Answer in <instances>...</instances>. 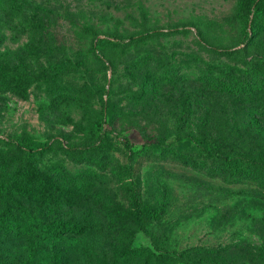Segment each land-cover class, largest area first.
<instances>
[{"label":"rangeland","instance_id":"obj_1","mask_svg":"<svg viewBox=\"0 0 264 264\" xmlns=\"http://www.w3.org/2000/svg\"><path fill=\"white\" fill-rule=\"evenodd\" d=\"M263 24L264 0H0V69L30 75L0 90V264H264V190L156 156L264 173Z\"/></svg>","mask_w":264,"mask_h":264},{"label":"trees","instance_id":"obj_2","mask_svg":"<svg viewBox=\"0 0 264 264\" xmlns=\"http://www.w3.org/2000/svg\"><path fill=\"white\" fill-rule=\"evenodd\" d=\"M264 32V24L261 26H252L251 27V35H249L246 39V43L251 44L254 42L255 38L260 34ZM244 34L247 35L246 30L244 29ZM214 52L224 55L227 57H230L232 55V51L230 50H214ZM85 55L88 56H96L93 49L87 50L85 52ZM30 76L26 70H24L21 66H17L15 69H0V90L1 91H7L11 94L25 98V94L21 92L17 86L16 83L20 82V74ZM30 78V77H29ZM223 86L222 89H225L226 91H232L236 92L237 89L234 87L222 83ZM46 148V147H45ZM38 153H41L39 151ZM65 156L75 162H87L92 163L98 168H104L105 165L90 157L85 155H76L72 152H64ZM211 155H214L216 158L221 157V155L218 152H211ZM157 157L160 158H166L169 157L171 160L176 161L180 164H184L187 166H190L192 168L200 169L205 171L208 175L212 177H219L222 179H231V180H237L241 177L248 178L252 181H254L261 189L264 190V173L260 172L258 169H254L252 165H250L249 162H239L235 159H228L226 157L223 158L222 163H208L205 161L198 160L195 157H192L188 154L179 152L177 150H170V149H161L159 153L156 154ZM29 161L32 162V160ZM160 193H159V200L158 205L155 208L144 206L139 197L134 196L132 200V213L135 223L138 226H141L143 224V219L148 218L150 220H158L160 219L167 211L168 207V188L165 185V183H161L160 185ZM19 204V203H16ZM2 221H5L4 219ZM51 233L52 234H61L62 232L65 233H73V234H81L83 232V229L80 228L78 225L74 223H60V222H53L50 225ZM9 231L12 229H8Z\"/></svg>","mask_w":264,"mask_h":264}]
</instances>
